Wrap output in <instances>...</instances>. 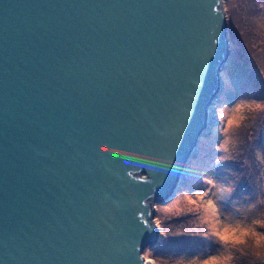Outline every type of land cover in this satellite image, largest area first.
<instances>
[{
	"label": "water",
	"instance_id": "obj_1",
	"mask_svg": "<svg viewBox=\"0 0 264 264\" xmlns=\"http://www.w3.org/2000/svg\"><path fill=\"white\" fill-rule=\"evenodd\" d=\"M224 0H0V264H153L218 99Z\"/></svg>",
	"mask_w": 264,
	"mask_h": 264
},
{
	"label": "rangeland",
	"instance_id": "obj_2",
	"mask_svg": "<svg viewBox=\"0 0 264 264\" xmlns=\"http://www.w3.org/2000/svg\"><path fill=\"white\" fill-rule=\"evenodd\" d=\"M258 3L224 0L228 62L251 75L233 85L221 68L220 100L209 104L216 105L213 133L200 136L172 198L155 204L158 239L142 251L153 264H264V0Z\"/></svg>",
	"mask_w": 264,
	"mask_h": 264
},
{
	"label": "trees",
	"instance_id": "obj_3",
	"mask_svg": "<svg viewBox=\"0 0 264 264\" xmlns=\"http://www.w3.org/2000/svg\"><path fill=\"white\" fill-rule=\"evenodd\" d=\"M259 3H260V0H259ZM259 3H258V5H259ZM255 38H256V35H255ZM223 67H224V70H221V71L226 72L229 75L230 81L234 82L233 85H235L236 80H237V83H239V84L243 83V81L246 80L248 71L245 68H243L241 65L236 64L234 62L230 63V62H228V59H227L225 65ZM221 71H220V74L222 73ZM248 74H250V72ZM226 94L227 95H233V93L230 89L226 90ZM219 100L220 99H218L215 104H217V102ZM213 129L211 131L212 133H213ZM261 186H262V183H261Z\"/></svg>",
	"mask_w": 264,
	"mask_h": 264
},
{
	"label": "bare ground",
	"instance_id": "obj_4",
	"mask_svg": "<svg viewBox=\"0 0 264 264\" xmlns=\"http://www.w3.org/2000/svg\"><path fill=\"white\" fill-rule=\"evenodd\" d=\"M224 76V75H223ZM225 79H227V78H225ZM226 82V81H225ZM212 106H215V105H211V106H208V119H209V121H211V120H214V117H213V115H214V113H211L210 112V110L213 108ZM212 107V108H211ZM211 124V123H210ZM200 142V141H199ZM193 163V162H192ZM187 175V174H186ZM183 185L181 184V188H183L182 187Z\"/></svg>",
	"mask_w": 264,
	"mask_h": 264
},
{
	"label": "clouds",
	"instance_id": "obj_5",
	"mask_svg": "<svg viewBox=\"0 0 264 264\" xmlns=\"http://www.w3.org/2000/svg\"><path fill=\"white\" fill-rule=\"evenodd\" d=\"M227 230L228 229L225 228V231H227ZM219 235H220V238L225 236L223 233H221ZM206 264H217V261L215 259H213V260L207 261Z\"/></svg>",
	"mask_w": 264,
	"mask_h": 264
},
{
	"label": "snow or ice",
	"instance_id": "obj_6",
	"mask_svg": "<svg viewBox=\"0 0 264 264\" xmlns=\"http://www.w3.org/2000/svg\"><path fill=\"white\" fill-rule=\"evenodd\" d=\"M230 123H231V121H230ZM208 206L209 207H212L213 206L211 201H208ZM221 239L224 240V239H227V237L224 236V237H221Z\"/></svg>",
	"mask_w": 264,
	"mask_h": 264
}]
</instances>
